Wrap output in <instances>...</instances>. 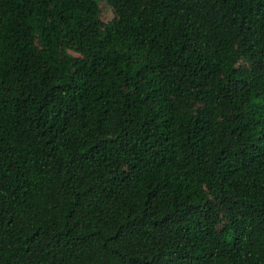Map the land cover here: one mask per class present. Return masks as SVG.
Masks as SVG:
<instances>
[{"label": "trees", "instance_id": "obj_1", "mask_svg": "<svg viewBox=\"0 0 264 264\" xmlns=\"http://www.w3.org/2000/svg\"><path fill=\"white\" fill-rule=\"evenodd\" d=\"M0 264H264V0H0Z\"/></svg>", "mask_w": 264, "mask_h": 264}, {"label": "rangeland", "instance_id": "obj_2", "mask_svg": "<svg viewBox=\"0 0 264 264\" xmlns=\"http://www.w3.org/2000/svg\"><path fill=\"white\" fill-rule=\"evenodd\" d=\"M102 5H103V7H105L104 4H102ZM103 14H104L105 17H108L110 15V13L108 12V10H105Z\"/></svg>", "mask_w": 264, "mask_h": 264}]
</instances>
